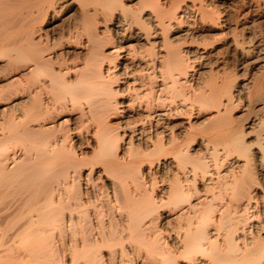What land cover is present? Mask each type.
<instances>
[{"label":"bare ground","instance_id":"obj_1","mask_svg":"<svg viewBox=\"0 0 264 264\" xmlns=\"http://www.w3.org/2000/svg\"><path fill=\"white\" fill-rule=\"evenodd\" d=\"M0 264H264V0H0Z\"/></svg>","mask_w":264,"mask_h":264}]
</instances>
